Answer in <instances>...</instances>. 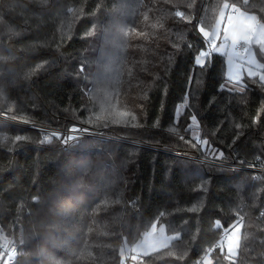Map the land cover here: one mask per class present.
I'll return each instance as SVG.
<instances>
[{
	"label": "trees",
	"instance_id": "1",
	"mask_svg": "<svg viewBox=\"0 0 264 264\" xmlns=\"http://www.w3.org/2000/svg\"><path fill=\"white\" fill-rule=\"evenodd\" d=\"M224 5L264 26V0H0L9 120L0 121V227L18 245L10 264H121L124 245L155 224L178 238L129 264H192L213 247L214 264H264V176L192 159L205 154L195 116L221 160L264 166V81L222 87L220 54L194 66L205 48L198 27L212 29ZM70 124L117 140L65 148L29 127ZM238 221L230 260L218 244Z\"/></svg>",
	"mask_w": 264,
	"mask_h": 264
},
{
	"label": "rangeland",
	"instance_id": "2",
	"mask_svg": "<svg viewBox=\"0 0 264 264\" xmlns=\"http://www.w3.org/2000/svg\"><path fill=\"white\" fill-rule=\"evenodd\" d=\"M225 11V18L224 21L221 23V28L218 26L219 24V16L211 26L212 29L209 31H212V36H214L218 40V44L215 46V51L219 48H223L224 52L223 56L226 57L227 60V67H226V74L227 76H235V75H242V77H246L247 75V69L252 68L254 71H257L259 74L264 75L262 72L263 65L257 56V51H261L264 53V28L259 22H256V25L254 29L248 30L244 24L246 20L249 19H256L255 15H252L250 13H247L246 11H243L242 9L239 8V11L232 10L230 13L227 8L223 6L221 9ZM221 10L219 12H221ZM235 13V14H234ZM239 13V14H238ZM220 14V13H219ZM237 15V16H236ZM228 16L233 20L232 24L235 26L236 24L238 25V29L236 32L232 30V28L228 27ZM239 16H242L244 20H237ZM216 25V26H215ZM215 26V27H214ZM227 29V30H225ZM239 43H243L247 46V49L243 53H238L236 51V45ZM206 56L205 52L201 53V57ZM209 60L207 58L206 62ZM243 80V79H242ZM227 82V81H226ZM242 82V81H241ZM226 85V84H225ZM225 88H228L229 86H223ZM241 84L237 85L234 87L237 90H240ZM184 107H180L177 112V116L179 117L185 108V103L183 104ZM30 127V125H29ZM192 132L194 134L195 139L200 137L202 141L204 139L201 136L199 124L196 120L195 123H192ZM109 135V134H108ZM60 136V135H59ZM62 137V136H60ZM60 139V142L62 143L63 139ZM197 144V143H196ZM199 146V145H198ZM201 147L204 150V156L207 160L213 161L215 159H218L219 157L209 155L208 149L210 146L206 147L205 144H201ZM216 151H219L217 148L212 147ZM241 226H242V221L236 222L230 229L233 231L230 233L233 241V248L235 249V254L231 255L230 258H234L238 254V247H237V242L238 246L240 243L241 239ZM229 234V230L225 231V234L223 235L222 239L219 241V246L221 245V242L223 241V246L228 245L229 247V242L228 239L226 238V235ZM178 236L176 235H168L165 230L164 225H158L155 224L148 232H146L141 241L139 242L140 248L144 247V251L141 252H154L156 250L162 249L167 247L168 245L171 244V242L175 239H177ZM14 240L12 238H9L7 234L2 230V227H0V251L2 250V246L7 244V243H12ZM135 247V245H134ZM7 250V249H6ZM134 250V249H133ZM141 250V249H140ZM228 251V250H227ZM139 252V253H141ZM227 254V253H226ZM228 255V254H227ZM11 254L7 253L5 254L4 252H0V264H10L11 263ZM211 256V255H210ZM229 256V255H228ZM143 257V256H141ZM140 256H137V259L141 260ZM211 258V257H210ZM134 259L133 257L129 260L128 264L132 260H137ZM212 259V258H211ZM236 259V257L234 258ZM213 260V259H212ZM214 261V260H213Z\"/></svg>",
	"mask_w": 264,
	"mask_h": 264
},
{
	"label": "built area",
	"instance_id": "3",
	"mask_svg": "<svg viewBox=\"0 0 264 264\" xmlns=\"http://www.w3.org/2000/svg\"><path fill=\"white\" fill-rule=\"evenodd\" d=\"M208 44H209V47H208L207 52L205 54L210 59L213 57L214 54H216L215 46H216V44H218V40L214 36H212V39L208 41ZM246 49H247V46L242 44V43H240L237 46V51L239 53L245 52ZM0 121L8 122L9 120L7 119L6 116L3 115V116H0ZM30 127L36 128L37 130H39L43 134L47 133L48 135H51L53 132L60 133L61 134L60 136H62L63 138H65V136L63 134H65V133L70 134L71 136L74 137L73 139L68 140L66 143H65L64 139L62 141V145L65 148H69L71 146L76 145L78 143V141L80 139H83V138H99V139L106 140V141L117 140L115 137H113L111 135L104 134V132L96 131L94 129L92 130V129L86 128L82 125H79V124L78 125L70 124L68 127L64 128L63 130L45 129V128H42L39 126H34V125L30 126ZM73 127H76L78 129V131L77 132H70V129ZM60 136H57V137H60ZM195 142L197 143V145L201 146L202 139L200 137H198L195 139ZM192 159L206 163V164H209V165L215 164V165H218L220 167L227 168V169L231 168L233 170H243V169L250 170L252 172H255L257 177H258V174L264 176V166H261V165L255 166L253 164H250V165H243L242 166V165H239L235 159L224 161V160H221L220 158H218V159H215L213 161H210V160H207L205 157H199V156L198 157H192ZM224 234H225V232L223 233V235ZM1 248H2V252H4L5 254L10 253L12 255L11 259H10L11 263L16 260V258H17L16 256L18 254V245L16 243H14V242L7 243V244L3 245ZM133 249H134L133 244L124 245V247L122 248V251H121V254H122L121 264H128L129 260L133 257V253H132ZM213 249H214V247L209 248L207 250L208 252L200 260H196L192 264H205L204 263V257H206L208 254H211V252H213L212 251Z\"/></svg>",
	"mask_w": 264,
	"mask_h": 264
},
{
	"label": "snow or ice",
	"instance_id": "4",
	"mask_svg": "<svg viewBox=\"0 0 264 264\" xmlns=\"http://www.w3.org/2000/svg\"><path fill=\"white\" fill-rule=\"evenodd\" d=\"M224 7L226 8L227 5H225ZM177 16L181 17L182 19L188 20L187 17H184L183 13L178 12ZM224 18H225V11L221 10V12L219 14V24H218V26L220 28H221L220 25L224 21ZM232 21L233 20L230 18V16H228V27L232 28V30L234 32H236L237 29H238V25L236 24L235 26H233ZM188 22H190V21H188ZM244 24H245V26H246V28L248 30H252V29H254V27L256 25V20L255 19H249V20H246L244 22ZM225 30H227V29H225ZM198 31L201 33L202 38H203V40L205 42V48L201 49L200 51H198V53L195 55L194 66L203 68L205 66V63H206V60H207L208 56L201 57V52L202 51L205 52V53L207 52V49L209 47L208 41L212 39V31L210 32V31L205 30V28L202 25L198 27ZM247 75H248L249 78H252V79H254L255 77H257L259 75L260 81H264V75L259 74L257 71H254L252 68H248L247 69ZM242 79H243L242 75H235V76H231V77L227 76V80H228L229 84H233V86L240 85ZM240 90L243 91V87H241ZM180 107H184V105L181 104ZM120 115H126V114L121 113ZM132 119L135 120V117L133 116ZM190 119H191L192 123L196 122V117L195 116H191ZM122 122L126 123V121H122ZM77 131H78V129L76 127H73V128L70 129V132H77ZM51 135L54 136V137H57V136H59L61 134L53 132ZM63 135L65 136V143L68 140H71V139L74 138L73 136H71L68 133H65ZM17 139L19 140L21 138L17 137ZM44 139L45 140L48 139V134L47 133L44 135ZM202 143L206 145V144H208V141L204 140V141H202ZM208 153H209V155L216 156V157H219V158H223V152L222 151H216L211 146L208 149ZM232 232L233 231L231 229H229V234L226 235V238L228 239V242H229V247H228L229 255L235 254V249L232 246V244H233L232 237L230 235V233H232ZM220 247H221V251H223V241L221 242ZM237 247H238V242H237Z\"/></svg>",
	"mask_w": 264,
	"mask_h": 264
},
{
	"label": "crops",
	"instance_id": "5",
	"mask_svg": "<svg viewBox=\"0 0 264 264\" xmlns=\"http://www.w3.org/2000/svg\"><path fill=\"white\" fill-rule=\"evenodd\" d=\"M225 6V5H224ZM227 9H228V11L231 13L232 12V10H234L235 12H236V10H238L239 11V8L237 9V8H235V7H232V6H229V5H227V7H226ZM233 13V12H232ZM235 14V13H234ZM239 14V13H238ZM253 15V14H252ZM237 16V15H236ZM255 17H256V15H255ZM238 21L239 20H244V18L242 17V16H239V18L237 19ZM256 22H259L258 21V18L256 17ZM259 24H261L260 22H259ZM262 25V24H261ZM263 26V25H262ZM263 28H264V26H263ZM240 44V43H239ZM239 44H237L236 45V51H237V46L239 45ZM243 44V43H242ZM245 45V44H244ZM238 52V51H237ZM223 53H225L224 52V50H223V48L221 49V48H219V49H217L216 50V54H220V55H223ZM239 53V52H238ZM240 53H243V52H240ZM234 83V82H233ZM226 85H228L229 87L227 88V89H229V90H237V89H235L234 87H236V86H233V84H229V82H228V80H227V82L225 83ZM224 84V86H226ZM241 228H242V226H241ZM169 246V245H168ZM218 246H219V244H218ZM220 247V246H219ZM239 247V246H238ZM141 249V250H140ZM145 249H144V247H141L140 248V244L138 243L137 245H135V247H134V250H133V258L134 259H137L136 257L137 256H147V255H149V254H152L153 252H151V253H148V252H141V251H144ZM220 250H221V247H220ZM228 245L226 244V245H224L223 246V251L222 252H225V253H227L228 255H229V253H228ZM139 252H141V253H139ZM154 252H156V251H154ZM227 255V257H228V259H232V260H235L234 258L235 257H237L238 256V254H237V256H235L234 258H230L231 257V255H229L228 256ZM211 256H210V254H208L206 257H204V263L205 264H214V261L210 258ZM142 258V257H141ZM137 260H140V259H137Z\"/></svg>",
	"mask_w": 264,
	"mask_h": 264
}]
</instances>
